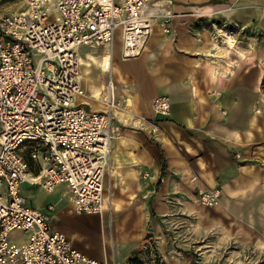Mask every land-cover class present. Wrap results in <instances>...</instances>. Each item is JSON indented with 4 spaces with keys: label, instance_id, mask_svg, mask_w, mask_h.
Segmentation results:
<instances>
[{
    "label": "crops",
    "instance_id": "crops-1",
    "mask_svg": "<svg viewBox=\"0 0 264 264\" xmlns=\"http://www.w3.org/2000/svg\"><path fill=\"white\" fill-rule=\"evenodd\" d=\"M173 1L171 33L156 23L140 57L125 60L120 53L118 59L116 48L110 56L119 69L112 72L115 98L123 105L114 111L105 207L102 214H78L92 218L100 232L98 247L78 248L68 227L57 224L61 201L37 206L29 188H42L26 183L23 192L30 206L43 211L55 206L53 229L67 234L75 249L108 264H152L156 258L160 264L216 262L217 256L209 257L216 255L217 243L208 244L211 251L201 253V262H193L194 236L234 243L241 246L237 257L242 252L250 261L252 251L257 260L248 264H261L264 39L256 33L264 32V0ZM226 26L248 33L241 39L236 32L238 45L227 47L216 37ZM80 52L87 95L78 104L102 112L110 76L99 61L110 51ZM161 96L170 98L172 113L158 119L159 132L153 134V103ZM61 186L67 188L70 213L77 215L69 187ZM214 189L221 190L220 205L204 206L199 192Z\"/></svg>",
    "mask_w": 264,
    "mask_h": 264
},
{
    "label": "built area",
    "instance_id": "built-area-1",
    "mask_svg": "<svg viewBox=\"0 0 264 264\" xmlns=\"http://www.w3.org/2000/svg\"><path fill=\"white\" fill-rule=\"evenodd\" d=\"M173 5V0H27L24 10L0 17V264H108L54 230L55 206L46 211L30 206L23 185L49 193L67 185L75 213H103L114 111L123 103L115 98L109 71L106 109L78 104L87 95L81 48L107 47L112 56L120 37L122 58H138L156 23L172 32ZM153 112L151 130L157 134L158 119L171 116L170 98H156ZM199 199L217 207L221 190L200 191ZM16 232L28 239L14 240Z\"/></svg>",
    "mask_w": 264,
    "mask_h": 264
},
{
    "label": "rangeland",
    "instance_id": "rangeland-1",
    "mask_svg": "<svg viewBox=\"0 0 264 264\" xmlns=\"http://www.w3.org/2000/svg\"><path fill=\"white\" fill-rule=\"evenodd\" d=\"M27 6V0H0V17L15 14L22 10H24ZM217 28H220L219 25L216 26ZM232 33V37L236 42L235 46L238 45V35H236V32H241L239 37L242 39L244 36L247 35L248 30L242 29L240 26H233V27H225L222 30H217V34L220 35V41L222 44H224L227 47H230L229 42L227 41L230 37V33ZM234 35V36H233ZM257 38L264 39V32H257L256 33ZM116 58H120L121 53V38L119 37V42L116 45ZM89 52H86V54ZM85 61H89L85 59ZM109 74V72L107 73ZM108 95L105 97L107 99ZM118 101V100H117ZM119 109V108H118ZM116 110V109H115ZM29 188V194L32 196L30 198V201H32L33 204L39 205L41 202L48 205V204H57L61 201V206L58 209L57 213V224L63 225L64 227H68L70 230V233L72 234V239L74 240L76 246L82 250H87L89 248L95 249L98 247V236L100 235V232L98 229L95 228V223L92 221V218L81 216V215H73L70 213L69 210V196L67 193L66 186H60L56 189L54 193H48L44 189L38 190L37 188L31 189ZM13 239L19 242L26 241L28 239V236L24 233H14L12 235ZM80 239V241H79ZM210 240V241H209ZM193 243V244H192ZM210 243H217V245H213L212 248H214L213 253H216V255L210 256L209 259L216 260V256L218 260L216 262L210 261L209 264H248V262H255L257 260L256 254L252 251H249L248 254L251 256L250 261L247 259L246 254L242 253L239 254L237 257V251L238 248L241 246H237L234 243L231 242H222L220 240L215 239L214 236H210L207 239H202L194 236L191 241V248L190 251L192 253V259L193 262H201L203 257V254H201L203 251H206V249L209 251L211 247H209L208 244ZM86 246V247H85ZM216 247V248H215ZM236 250V251H235ZM211 251V250H210ZM250 262V263H251ZM160 264L161 259H154L152 261V264ZM162 259V264H163Z\"/></svg>",
    "mask_w": 264,
    "mask_h": 264
},
{
    "label": "bare ground",
    "instance_id": "bare-ground-1",
    "mask_svg": "<svg viewBox=\"0 0 264 264\" xmlns=\"http://www.w3.org/2000/svg\"><path fill=\"white\" fill-rule=\"evenodd\" d=\"M228 42H229V44H230V47H234L235 46V41H234V38L232 37V36H230L229 38H228V40H227ZM88 56H90V55H88ZM111 55L109 54V55H107V56H103L101 59H100V61H99V63L101 64V67H102V69L104 70V72H113V71H115V72H117V73H119V69L117 68V67H115V66H113V62H112V58L110 57ZM92 57V56H91ZM92 59H96L95 57H93ZM96 61V60H95ZM83 62L84 63H88L87 61H85V59H83ZM97 64V63H96ZM214 72V71H213ZM120 76V75H119ZM123 78V77H122ZM93 95H94V93H93ZM97 96L99 95V93H97L96 94ZM105 104H106V107H107V102H106V100H105ZM94 107V106H93Z\"/></svg>",
    "mask_w": 264,
    "mask_h": 264
},
{
    "label": "trees",
    "instance_id": "trees-1",
    "mask_svg": "<svg viewBox=\"0 0 264 264\" xmlns=\"http://www.w3.org/2000/svg\"><path fill=\"white\" fill-rule=\"evenodd\" d=\"M263 90H264V80H263ZM261 264H264V262H263V263H261Z\"/></svg>",
    "mask_w": 264,
    "mask_h": 264
}]
</instances>
